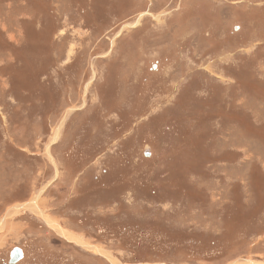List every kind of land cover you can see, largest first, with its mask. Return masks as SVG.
Listing matches in <instances>:
<instances>
[{
    "label": "rangeland",
    "instance_id": "374dc122",
    "mask_svg": "<svg viewBox=\"0 0 264 264\" xmlns=\"http://www.w3.org/2000/svg\"><path fill=\"white\" fill-rule=\"evenodd\" d=\"M0 223V264H264V0H0Z\"/></svg>",
    "mask_w": 264,
    "mask_h": 264
},
{
    "label": "bare ground",
    "instance_id": "6f19581e",
    "mask_svg": "<svg viewBox=\"0 0 264 264\" xmlns=\"http://www.w3.org/2000/svg\"><path fill=\"white\" fill-rule=\"evenodd\" d=\"M55 134V136L53 137V141H55L56 139H57V137H58V135H59V129H57L56 130V132L54 133ZM37 201H38V199L37 198H35L34 200H32V201H30L29 203H26V204H24V205H21L22 207H24V208H29V209H33V208H31V207H33V206H35V207H37L38 205H37ZM34 211V210H33ZM35 212V211H34ZM8 215V214H7ZM7 215H6V217H7ZM6 217H5V219H6ZM3 222V221H2ZM1 224V223H0ZM55 224V223H54ZM54 226H56V225H54ZM80 242V241H79ZM81 242H82V240H81Z\"/></svg>",
    "mask_w": 264,
    "mask_h": 264
},
{
    "label": "water",
    "instance_id": "95a60500",
    "mask_svg": "<svg viewBox=\"0 0 264 264\" xmlns=\"http://www.w3.org/2000/svg\"><path fill=\"white\" fill-rule=\"evenodd\" d=\"M22 251L19 248H15L14 250H12V252L10 253V263H16L18 262L21 258H22Z\"/></svg>",
    "mask_w": 264,
    "mask_h": 264
},
{
    "label": "flooded vegetation",
    "instance_id": "af4514ba",
    "mask_svg": "<svg viewBox=\"0 0 264 264\" xmlns=\"http://www.w3.org/2000/svg\"><path fill=\"white\" fill-rule=\"evenodd\" d=\"M24 256V255H23ZM4 264H8V263H4Z\"/></svg>",
    "mask_w": 264,
    "mask_h": 264
}]
</instances>
